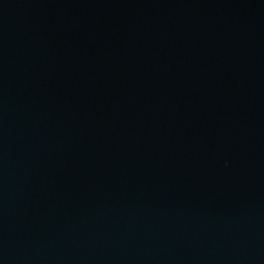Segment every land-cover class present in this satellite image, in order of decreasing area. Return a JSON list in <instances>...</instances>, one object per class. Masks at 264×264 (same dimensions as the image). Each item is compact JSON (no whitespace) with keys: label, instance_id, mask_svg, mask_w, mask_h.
Here are the masks:
<instances>
[{"label":"water","instance_id":"obj_1","mask_svg":"<svg viewBox=\"0 0 264 264\" xmlns=\"http://www.w3.org/2000/svg\"><path fill=\"white\" fill-rule=\"evenodd\" d=\"M0 264H264V0H0Z\"/></svg>","mask_w":264,"mask_h":264}]
</instances>
